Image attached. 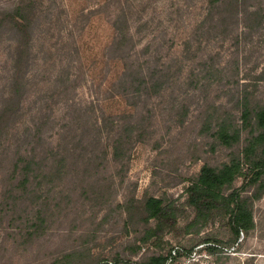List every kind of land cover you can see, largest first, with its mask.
<instances>
[{"label":"rangeland","instance_id":"obj_1","mask_svg":"<svg viewBox=\"0 0 264 264\" xmlns=\"http://www.w3.org/2000/svg\"><path fill=\"white\" fill-rule=\"evenodd\" d=\"M18 4L29 22L6 13ZM254 9L264 0H0V264L170 251L182 254L166 264H264V192L249 199L255 227L231 244L219 217L196 221L191 207L149 236L146 208L150 196L183 205L204 164L243 157L241 101L264 102ZM224 119L241 128L233 145L215 135Z\"/></svg>","mask_w":264,"mask_h":264},{"label":"trees","instance_id":"obj_2","mask_svg":"<svg viewBox=\"0 0 264 264\" xmlns=\"http://www.w3.org/2000/svg\"><path fill=\"white\" fill-rule=\"evenodd\" d=\"M214 4L225 5L232 4L237 8L243 5L246 0H210ZM21 12L22 17L29 22L31 20L32 8L18 4L15 8L6 11L17 20L15 14L11 11ZM22 11H26L24 15ZM248 18L257 23L264 20L262 10L248 11ZM19 16V15H18ZM26 16V18H25ZM25 21L19 23L20 32L24 38H29V24ZM21 24V25H20ZM30 39V38H29ZM165 82L156 80L154 87L162 88ZM243 127L249 128L250 137L244 147L242 158H234L221 167L210 164H204L195 180L187 187V198L183 205L178 206L174 202L165 203L162 198L150 196L146 201V208L149 218L158 220V224L148 234L162 237L168 227H175L178 223L179 212L187 211L191 207L195 212V220L202 219L209 221L219 217V223L227 231L228 243H234L239 238L241 232L249 231L255 227L253 209L250 205L251 198H260L264 192V102L253 105L247 97L241 101ZM230 122L224 119L219 123L215 135L225 145H233L240 139L241 128L231 127ZM242 178V184L231 191L238 178ZM257 186L254 196H244L243 193L252 186ZM195 223V222H194ZM189 232L185 230L184 232ZM209 247L213 245L211 241ZM202 240L197 242V245ZM181 251H175V254L161 253L149 257L143 264H166L169 259L176 260Z\"/></svg>","mask_w":264,"mask_h":264}]
</instances>
